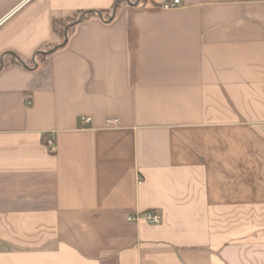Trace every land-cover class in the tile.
I'll return each mask as SVG.
<instances>
[{"label":"crops","instance_id":"obj_1","mask_svg":"<svg viewBox=\"0 0 264 264\" xmlns=\"http://www.w3.org/2000/svg\"><path fill=\"white\" fill-rule=\"evenodd\" d=\"M115 1L0 0V264H264V0Z\"/></svg>","mask_w":264,"mask_h":264},{"label":"trees","instance_id":"obj_2","mask_svg":"<svg viewBox=\"0 0 264 264\" xmlns=\"http://www.w3.org/2000/svg\"><path fill=\"white\" fill-rule=\"evenodd\" d=\"M119 0H116L113 4L114 6H117ZM99 13H102L103 11H98ZM95 11H74L72 13L59 15L52 17L51 20V30L54 37L59 39V42H62L58 47H62L66 44L70 31L74 26V23H76L79 19H85L88 15L94 14ZM58 42H49L45 44V48L47 50H51L54 46L57 45ZM43 55H46L47 53H42Z\"/></svg>","mask_w":264,"mask_h":264},{"label":"built area","instance_id":"obj_3","mask_svg":"<svg viewBox=\"0 0 264 264\" xmlns=\"http://www.w3.org/2000/svg\"><path fill=\"white\" fill-rule=\"evenodd\" d=\"M179 3H180V0H172L169 2L163 3V7L165 8L175 7ZM79 120H80L81 126L86 127L90 123L91 118L88 116H81ZM116 121H117V118L108 117L106 119L105 125L107 127H112L115 125ZM44 142L49 147L50 151L55 150V143L51 136H46L44 139ZM139 219H144L147 223L151 225H156L162 222L163 215L159 209H149L144 212L136 213L128 217V220H139Z\"/></svg>","mask_w":264,"mask_h":264},{"label":"water","instance_id":"obj_4","mask_svg":"<svg viewBox=\"0 0 264 264\" xmlns=\"http://www.w3.org/2000/svg\"><path fill=\"white\" fill-rule=\"evenodd\" d=\"M135 4H136V3H135ZM78 21H80V19H79ZM78 21H77V22H78ZM57 47H58V46H57ZM57 47H55V48H57ZM55 48H54V49H55Z\"/></svg>","mask_w":264,"mask_h":264}]
</instances>
